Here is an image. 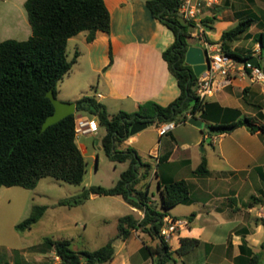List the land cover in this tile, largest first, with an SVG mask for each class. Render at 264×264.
<instances>
[{
	"label": "crops",
	"instance_id": "1",
	"mask_svg": "<svg viewBox=\"0 0 264 264\" xmlns=\"http://www.w3.org/2000/svg\"><path fill=\"white\" fill-rule=\"evenodd\" d=\"M2 1L0 39L7 34L13 36L1 39L0 43L8 39H29L32 27L25 9L27 0ZM148 1L105 0L111 14V31H98L92 42L87 41L88 31L69 40L68 48L73 44L74 56L76 53L79 56L71 72L57 87L58 99L76 103L83 96L95 97L106 106L109 114L115 115L119 112L134 113L146 102L168 106L180 96L178 80L163 57V52L174 43L175 35L152 16L147 6ZM254 1L258 3V0H251L252 3ZM236 15H243V18L256 15L255 23L243 35L252 37L264 32L263 8L256 12L248 7L232 16L226 12L216 13L210 10L206 19L213 20L208 23V35L212 43L221 44L223 32L236 23ZM192 31L194 33V29ZM193 42L191 40V45ZM254 83L257 82L249 78H236L232 84L207 100L218 104L222 109L239 110L242 116L255 117L264 124L261 105L255 107L257 110L254 112L247 110L253 103L246 98L244 90L253 94ZM242 85H245L243 90L239 89ZM75 115L94 119L99 123L97 117L86 112L76 111ZM194 117L209 125L211 123V120L201 118L200 114ZM159 125L153 124L130 136L119 148L135 149L142 160L152 166L148 179L141 180L136 188L143 190L148 182L149 196L156 204L161 201L159 184L181 180L183 178H179V174L186 168L190 169L191 178L184 180L190 186L191 203L182 205H186L192 213L180 216L170 213L171 209L168 211L167 216L188 222L187 226L179 229L168 241L171 250L176 251L181 246L182 238L197 239L200 241L199 245L186 256L178 257V261L192 264L197 258H201L202 264H247L254 253L261 251L260 246L264 241V225L261 223V218H264V133L252 134L247 127H240L229 134H214L209 138L201 129L186 123L161 135ZM241 128H246L252 136L259 137L261 144L252 146L231 135ZM106 134V128L99 123L97 133L76 137L87 166L88 158H96L97 162V151H104L102 141ZM169 136L171 138L168 140ZM218 136L221 139L217 140ZM145 138H148L146 143ZM203 144H206L204 150L198 151ZM208 146L212 148L214 156L217 155L222 161L218 168L211 166ZM167 155L168 160L159 162L162 156ZM204 156L209 173L198 175L195 170ZM122 163L126 170L130 162ZM144 171L142 168L140 175ZM154 182L157 185L156 194L151 192ZM103 197L112 198L124 211L125 214L115 217L117 223L128 214L139 219L144 217L142 210L131 206L121 196L91 195L84 204ZM84 228H87V224ZM152 244L153 238L147 232L135 230L126 240L115 241V257L104 264H155L157 256L149 254L145 248ZM53 251L51 249L50 254ZM17 263L23 264L19 260L14 264Z\"/></svg>",
	"mask_w": 264,
	"mask_h": 264
},
{
	"label": "trees",
	"instance_id": "2",
	"mask_svg": "<svg viewBox=\"0 0 264 264\" xmlns=\"http://www.w3.org/2000/svg\"><path fill=\"white\" fill-rule=\"evenodd\" d=\"M147 6L152 16L175 35L174 43L163 52V57L178 80L181 94L168 106L146 102L134 113L115 115L109 114L106 106L95 97L78 99L77 112L97 117L100 125L106 128L107 134L102 141L106 156L113 162L129 161L130 164L115 186H91L58 203L59 206L76 207L86 203L91 195L121 196L128 204L142 210L144 217L139 219L133 214L121 217L117 235L94 251H77L68 239L46 238V246L62 256L65 264L109 263L116 254L115 241L126 240L139 229L158 240L157 245L145 247L149 254L157 256L155 264H176L178 257L186 256L200 243L197 239L182 238L181 246L172 251L161 236L163 218L168 211L177 205L191 203L190 186L184 179L160 183L161 201L158 204L149 196L148 182L143 190L136 188L141 180L148 179L152 166L145 163L135 149L119 148L130 137L135 122L144 119L157 125L181 122L189 114L193 117L200 114L201 118L211 120L210 130H202L209 138L214 134H229L240 127H247L252 134L264 133V124L255 117L242 116L236 109H222L197 95L199 78L193 67L185 62L193 27L179 15L180 0H149ZM25 9L32 27L31 37L24 41L8 39L0 43V192L3 187L34 189L46 177L74 185L83 182L87 162L76 142V115L71 114L44 131L45 121L55 111L47 93L53 91L57 95L59 83L77 61L78 53L69 59L68 43L72 37L88 31L87 41L92 42L98 31H111V14L105 0H27ZM255 20L254 16L248 15L235 27L223 32L220 42L226 54L238 59L251 56L233 51L228 45L245 34ZM204 22L212 23L213 20L205 19ZM257 42L264 53V32L258 34ZM168 158L169 155L162 156L159 162ZM142 168L145 171L140 175ZM195 173H209L205 156ZM47 209V206H34L31 214L16 225L17 231L31 230ZM261 223L264 225V218ZM260 248L261 251L254 253L247 264H262L264 241Z\"/></svg>",
	"mask_w": 264,
	"mask_h": 264
},
{
	"label": "rangeland",
	"instance_id": "3",
	"mask_svg": "<svg viewBox=\"0 0 264 264\" xmlns=\"http://www.w3.org/2000/svg\"><path fill=\"white\" fill-rule=\"evenodd\" d=\"M2 7L3 1L0 0V9ZM248 7L259 12V8L264 9V0H258V3H255V1L252 3L251 0H220L219 4L211 10L216 13L226 12L232 16L234 13ZM253 16L256 17V15ZM235 17L236 23L230 25V28L236 26L243 15H236ZM8 36L11 38L13 35L7 34L5 37ZM5 37L2 36L1 39ZM219 46L222 47L221 44ZM228 46L242 55H252L258 49H261L257 42V36L240 35ZM74 51V45L70 44L68 48L69 59L74 57ZM262 56L264 58V53H262ZM244 88L245 85L239 87L241 90ZM254 89L253 94L249 91L245 93L246 98L253 103L247 110L250 113L254 112L261 105L264 113V87L257 82L254 83ZM237 91L240 92V90ZM240 94L238 95L240 96ZM231 135L252 146L261 144L260 138L252 136L246 128H241ZM170 138L169 136L168 140ZM216 139L221 138L218 136ZM144 141L146 143L148 138H145ZM204 147H206V144H203L198 151H203ZM97 152L99 155L97 162L96 158H88L87 172L80 185L46 177L41 179L34 189L20 186L3 187L1 189L0 264H14L16 260L23 264H45L51 253V249L45 244L46 238L68 239L77 251H94L105 245L117 233L118 223L115 217L125 213L112 198L103 197L76 207L58 205L60 200L76 196L86 188L91 186L111 188L120 180L121 173L125 170V164L111 161L103 150ZM208 152L212 168H218L222 161L217 155L214 156L213 150L209 146ZM179 176L183 179L191 178L190 169L186 168ZM151 192L157 193L156 182H154ZM34 206H47L48 209L43 218L31 230L17 231L16 225L31 214ZM189 210L186 205L181 204L172 208L170 213L179 214L180 216L183 214L189 215L192 213ZM85 224H87V228H84ZM157 243L158 240L153 239L152 245L155 246ZM176 264L184 263L180 260ZM192 264H202L201 258H197V261Z\"/></svg>",
	"mask_w": 264,
	"mask_h": 264
},
{
	"label": "built area",
	"instance_id": "4",
	"mask_svg": "<svg viewBox=\"0 0 264 264\" xmlns=\"http://www.w3.org/2000/svg\"><path fill=\"white\" fill-rule=\"evenodd\" d=\"M219 2L220 0H180L179 15L194 29L191 38L194 40L193 44L202 47L207 52V69L199 77L196 88V93L202 100L213 97L215 93L232 84L236 78H249L253 82L264 85V58L261 49H258L249 58L238 59L226 54L222 47L210 41L209 25L204 21L206 14ZM252 57L258 59V65H254L250 61ZM192 117L189 114L188 118L181 122L161 123L159 131L161 135H166L178 125L188 123ZM98 129L99 123L96 120L81 116L76 117V137L97 133ZM187 224L188 222L185 220L174 219L166 215L163 218L161 236L168 242L179 229L187 226ZM45 264H65V262L62 256L53 251Z\"/></svg>",
	"mask_w": 264,
	"mask_h": 264
},
{
	"label": "water",
	"instance_id": "5",
	"mask_svg": "<svg viewBox=\"0 0 264 264\" xmlns=\"http://www.w3.org/2000/svg\"><path fill=\"white\" fill-rule=\"evenodd\" d=\"M250 61L254 65H258V59L252 57ZM186 64L193 67L195 75L199 78L207 69L208 57L207 52L202 48L197 46L196 44L191 45L185 56ZM47 96L51 99L55 111L52 115H50L43 125V130H47L51 125L58 123L63 118L76 113V103L75 102H67L62 101L57 98L53 91L47 93ZM189 124L201 129V130H210V125L197 117H192ZM153 123L144 121L135 122L130 129V136H134L137 133L147 129L149 126H152Z\"/></svg>",
	"mask_w": 264,
	"mask_h": 264
}]
</instances>
